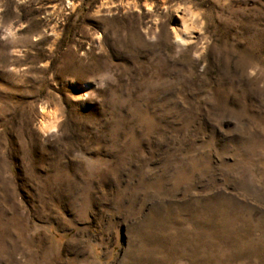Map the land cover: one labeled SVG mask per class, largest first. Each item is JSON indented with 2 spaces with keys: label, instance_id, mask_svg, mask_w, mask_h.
I'll return each instance as SVG.
<instances>
[{
  "label": "rangeland",
  "instance_id": "374dc122",
  "mask_svg": "<svg viewBox=\"0 0 264 264\" xmlns=\"http://www.w3.org/2000/svg\"><path fill=\"white\" fill-rule=\"evenodd\" d=\"M0 264H264V0H0Z\"/></svg>",
  "mask_w": 264,
  "mask_h": 264
},
{
  "label": "bare ground",
  "instance_id": "6f19581e",
  "mask_svg": "<svg viewBox=\"0 0 264 264\" xmlns=\"http://www.w3.org/2000/svg\"><path fill=\"white\" fill-rule=\"evenodd\" d=\"M50 116V115H49ZM47 119V118H46ZM53 118H48L47 120H43L44 122L42 123V130L45 132V133H48L51 129L54 128V123H53Z\"/></svg>",
  "mask_w": 264,
  "mask_h": 264
}]
</instances>
